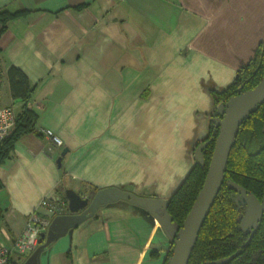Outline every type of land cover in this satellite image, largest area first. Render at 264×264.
<instances>
[{
    "label": "crops",
    "instance_id": "1",
    "mask_svg": "<svg viewBox=\"0 0 264 264\" xmlns=\"http://www.w3.org/2000/svg\"><path fill=\"white\" fill-rule=\"evenodd\" d=\"M2 10L15 13L0 31L3 99L32 109L39 133L0 162V245L32 212L49 215L42 198L90 197L49 215L37 248L10 264H163L176 231L166 201L196 162L214 93L264 39V0H0ZM11 65L29 78L28 101L11 97Z\"/></svg>",
    "mask_w": 264,
    "mask_h": 264
},
{
    "label": "trees",
    "instance_id": "2",
    "mask_svg": "<svg viewBox=\"0 0 264 264\" xmlns=\"http://www.w3.org/2000/svg\"><path fill=\"white\" fill-rule=\"evenodd\" d=\"M14 16L15 13L10 11H0V31ZM6 78L11 97L28 101L32 86L25 72L11 65L6 70ZM263 78L264 39L254 56L239 68L230 85L214 93L216 109L211 114L207 136L197 144H201L199 149L204 155L205 166L195 162L166 201V210L176 225V231L171 239L168 258L163 264H171L176 241L207 178L225 119L220 110L229 109L235 100L253 89ZM215 118L220 120L215 121ZM36 125V113L25 105L17 114L12 131L0 143V162L9 155L10 148L20 136L29 132L39 133ZM240 190L260 202L264 199V100L246 115L238 129L221 188L201 225L188 264H264V213L253 229H243L240 222L243 209L236 199Z\"/></svg>",
    "mask_w": 264,
    "mask_h": 264
},
{
    "label": "water",
    "instance_id": "3",
    "mask_svg": "<svg viewBox=\"0 0 264 264\" xmlns=\"http://www.w3.org/2000/svg\"><path fill=\"white\" fill-rule=\"evenodd\" d=\"M264 100V78L253 89L244 92L230 106L229 110L221 109L220 113L225 114L222 122L217 143L212 155V161L209 165V171L204 185L187 215L183 229L173 249L171 264H188L191 251L197 239L201 225L208 215L209 209L221 188L224 175L227 169V163L234 139L246 115ZM68 148L62 150L57 159L58 166L61 165L62 156L66 154ZM196 162L205 166V158L200 149L195 150ZM69 211L78 213L85 209L89 204L90 197L83 196L72 188L66 190Z\"/></svg>",
    "mask_w": 264,
    "mask_h": 264
},
{
    "label": "built area",
    "instance_id": "4",
    "mask_svg": "<svg viewBox=\"0 0 264 264\" xmlns=\"http://www.w3.org/2000/svg\"><path fill=\"white\" fill-rule=\"evenodd\" d=\"M3 81V69L0 64V143L12 131L17 112L15 108L4 102L1 92ZM43 134L50 139L55 146H62L61 138L50 129H44ZM39 207L47 210L49 215H59L70 212L68 199L64 196L44 197L39 202ZM43 216L37 211L30 214L24 231L15 238L11 245H0V264H9V259L13 254L25 256L34 251L40 243L42 233L50 226V216Z\"/></svg>",
    "mask_w": 264,
    "mask_h": 264
},
{
    "label": "rangeland",
    "instance_id": "5",
    "mask_svg": "<svg viewBox=\"0 0 264 264\" xmlns=\"http://www.w3.org/2000/svg\"><path fill=\"white\" fill-rule=\"evenodd\" d=\"M219 120V118H215V121ZM236 199L243 209L241 227L245 230L253 229L257 224L258 217L262 212L264 213V201L260 202L253 195L246 194L244 191H240Z\"/></svg>",
    "mask_w": 264,
    "mask_h": 264
}]
</instances>
